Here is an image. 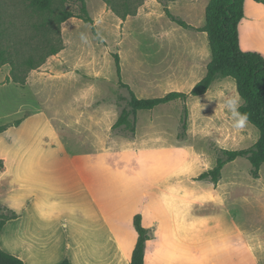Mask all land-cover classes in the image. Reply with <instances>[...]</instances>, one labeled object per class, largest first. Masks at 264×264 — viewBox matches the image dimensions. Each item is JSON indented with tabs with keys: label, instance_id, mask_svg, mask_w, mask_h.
Segmentation results:
<instances>
[{
	"label": "rangeland",
	"instance_id": "rangeland-1",
	"mask_svg": "<svg viewBox=\"0 0 264 264\" xmlns=\"http://www.w3.org/2000/svg\"><path fill=\"white\" fill-rule=\"evenodd\" d=\"M86 1L92 18L101 21L98 25L94 22L99 35L93 33L90 23L71 17L61 25L60 34H54L55 38L60 35L62 50L25 74V63L30 55L38 62L48 34L33 26L38 17L29 8L30 0H0V34L5 26L10 32V37L0 38V49L17 44L18 51L11 50L18 64L16 76L30 77V84L23 90L15 86L0 89V125L23 118L27 109L44 108L48 117L62 116L59 121L53 120V126L44 127L45 138L50 140L57 132L71 151V120L99 119L109 125L127 106L130 93L119 84L116 53L121 58L123 82L141 98L160 97L174 90L189 92L206 75L207 67L204 74L202 70L212 56L208 38L172 21L165 8L190 24L204 25V13L193 17L188 11H203L208 0ZM63 4L74 13L80 12L79 0ZM81 32L89 36V44L81 42ZM3 66L12 69L11 63ZM218 90L238 93L232 78H220L204 96H189L185 102L176 100L139 111L137 133L144 138L137 144L151 143L148 150L156 158L154 166L162 172L156 173L157 182L165 179L164 184L186 186L188 195L200 198L198 214L187 219L201 233L211 237L224 231L225 225L216 222L221 215L219 208L225 207L252 240L264 245V164L260 177L254 178L246 157L228 163L222 170L220 200L212 197V182L197 180L216 165L222 149L248 148L260 137L251 123L243 132H235L219 115L217 102L208 103L205 97L216 100ZM200 102L207 104L202 111ZM185 104L186 130L181 127ZM112 131L123 138L109 144L115 152L128 144L131 133ZM179 133H184L185 139H179ZM81 137L85 140L87 136Z\"/></svg>",
	"mask_w": 264,
	"mask_h": 264
},
{
	"label": "crops",
	"instance_id": "crops-1",
	"mask_svg": "<svg viewBox=\"0 0 264 264\" xmlns=\"http://www.w3.org/2000/svg\"><path fill=\"white\" fill-rule=\"evenodd\" d=\"M207 4L188 14L205 15ZM239 45L264 57V3L245 0ZM5 68L0 66V89L30 84V77L25 85L8 81ZM60 117L35 108L2 124L8 127L0 132V203L18 214L1 232L3 250L25 264H61L65 258L71 264H130L138 240L134 217L141 214L150 234L145 264H264V245L227 208L218 207L216 223L225 226L217 235L209 237L188 222L198 214L200 198L188 195L186 186L157 182L151 143L137 144L144 137L137 133L114 152L110 145L123 139L112 131L116 121L71 120L70 151L57 132L50 140L44 136V127ZM220 182L212 183L213 199L223 198Z\"/></svg>",
	"mask_w": 264,
	"mask_h": 264
},
{
	"label": "trees",
	"instance_id": "trees-1",
	"mask_svg": "<svg viewBox=\"0 0 264 264\" xmlns=\"http://www.w3.org/2000/svg\"><path fill=\"white\" fill-rule=\"evenodd\" d=\"M65 1L30 0L29 8L38 17V22L32 24L37 29L45 31L48 34V38L42 44L38 62H34L32 55H30L25 63L28 66V70L24 72L25 74L32 69L39 68L46 62L48 57L62 50V39L60 35L55 38L54 34H60L61 25L71 17H79L90 23L93 26V33L98 36L94 19L88 10L87 1L79 0V13H74L67 8L63 4ZM256 1L264 3V0ZM244 3L245 0H209L206 7L205 24L199 27L193 26L181 17L174 15L168 7L165 8L166 15L180 26L207 33L212 53L211 61L207 66L206 75L189 92L174 90L160 97H139L129 84L123 82L121 58L118 53L115 54L119 84L121 87L127 88L130 97L127 106L122 109L112 129L128 131L131 133V137H135L137 133L139 111L153 110L162 104L176 100L185 102L189 96L203 95L220 78L230 77L235 81L238 94L244 102V106L240 108V111L248 113L250 123L258 128L260 137L254 145L248 148L221 150L216 165L202 172L197 178V180L210 181L214 185L220 182L223 168L238 157H246L251 162V173L254 178L260 177L261 166L264 164V57L260 53L243 51L240 48L239 23L244 16ZM9 33L8 28L6 26L3 27L0 38L10 37ZM3 46L5 48L0 49V66L7 63L12 65L8 81L25 85L28 76L24 75L21 78L16 76L15 70L18 64L14 63L12 58L14 51L11 50L18 51L17 44ZM187 115L188 109L185 104L184 114L181 119V127L184 130L187 127ZM7 127V125L0 126V132L6 130ZM178 138L181 140L185 139L184 133H179ZM17 217L18 214L16 212L5 208L0 203V235L5 224ZM134 226L138 232V240L130 264H145V250L150 234L142 223L141 214L135 215ZM0 264H25V262L19 255L8 253L0 246ZM61 264L71 263L68 258H65Z\"/></svg>",
	"mask_w": 264,
	"mask_h": 264
},
{
	"label": "clouds",
	"instance_id": "clouds-1",
	"mask_svg": "<svg viewBox=\"0 0 264 264\" xmlns=\"http://www.w3.org/2000/svg\"><path fill=\"white\" fill-rule=\"evenodd\" d=\"M94 22L97 25L101 23L99 19L95 18ZM79 38L83 44L90 43L89 36L86 33L81 32ZM205 99L208 103L213 101L217 102L220 109L219 115L224 117L235 132L240 133L247 129L250 124L249 115L247 112L240 111V108L244 106V102L238 93L228 94L225 90H218L216 93V100H212L207 96ZM200 104L201 111L203 110V107H207L206 103L202 104L200 102Z\"/></svg>",
	"mask_w": 264,
	"mask_h": 264
}]
</instances>
